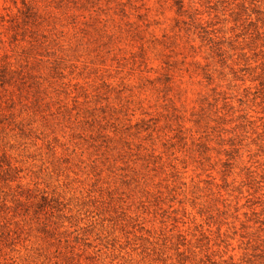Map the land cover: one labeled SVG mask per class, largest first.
Segmentation results:
<instances>
[{
	"label": "clouds",
	"instance_id": "1",
	"mask_svg": "<svg viewBox=\"0 0 264 264\" xmlns=\"http://www.w3.org/2000/svg\"><path fill=\"white\" fill-rule=\"evenodd\" d=\"M27 3L37 18L34 30L55 41L51 49L55 53L53 59L63 61L66 67L74 65L77 60L88 67L89 61L95 59L92 52L95 43L66 34L63 22L70 14L68 10L57 12L53 0H27ZM149 8L151 15L145 16L143 23L135 19L147 13ZM122 9L126 16L121 14ZM101 13L108 26L101 34V41L111 39L114 48L122 46L128 50L117 53L108 48V51L124 57L142 44L145 53L143 64L121 60L122 67L113 76L121 81L120 88L134 82L119 101L115 97L110 101L113 107L119 104L124 111L117 128L109 127L104 133L111 137L113 146L122 140L133 145L143 144V154L156 152L166 156L170 164L176 162L179 155L199 171L203 158L194 151V144L205 143L209 148L207 156L212 159L203 164L204 175L213 179L209 172L214 170L228 195H220L215 181L207 186L195 181L185 184L183 173H178L173 187L177 188L176 195L185 206L193 204L197 210L211 208L210 214L215 216L220 208L218 201L223 200L231 212L232 206L239 207L237 190L243 192L244 197L248 196L245 191L248 174L259 182L257 195L264 200V179H261L264 177V120L257 119L264 116L260 110L264 105L252 104L249 95L243 107L230 114L235 121L230 129L241 123L236 119L237 115H247L249 121H255L244 131L224 132L215 123L223 114L220 104L225 101L221 99V93L231 98L227 101L229 104L243 99V85L233 79L232 69L237 70L235 75L239 77L244 74L238 69L256 66L246 45L253 38L264 40V0H152L143 9L137 0H131V3L129 0H99L88 14L98 16ZM152 20L160 21V31L166 34L163 41L147 27ZM209 23L214 25L211 31L215 35H211V43L202 42L198 39L203 35L201 28H207ZM136 32L145 39L139 43L134 41L132 37ZM10 35L4 30L3 37H0L4 41L0 43V65L6 64L11 74L26 75L34 62V54L28 53V41L17 39L9 44ZM95 39L90 38L91 41ZM220 40L224 43L214 46ZM254 50L260 51L258 48ZM242 54L248 57L246 65L240 59ZM5 56L7 60L3 59ZM39 75L42 88L47 89L42 103L55 104L57 96L43 79L47 76L46 70ZM249 79L251 77L244 76L245 83ZM49 83H52L50 78ZM87 83L93 88L97 86L93 80ZM58 86L53 83V88ZM189 93L194 101L190 108L186 103ZM0 95L3 96L0 99V160L9 161L14 174V179L0 192V264H48L47 257L55 251V246L43 237L58 240L67 232L83 234L84 240L92 244L91 252L85 250L84 254L91 255L94 264H149L148 252L152 248L163 251L168 264H176L177 252H191L196 264L212 255L211 246L204 249L196 245L191 226L187 228L191 243L185 242V248H179L176 239L179 230L172 232L165 227L161 236L162 230L156 228L151 215L144 216L136 211L141 204L148 203L146 197L154 187L155 178L134 165L136 171L124 174L129 182L117 183L114 178L120 175L119 170L108 165L109 160L116 159V152L101 156L87 150L85 141L94 137L96 130L85 123L82 109H77L80 115L63 118L52 115L47 109L37 111L32 107L31 93L26 91L21 96L15 86ZM59 99L63 101V97ZM91 99L89 96L88 100ZM196 104L204 109L205 119L200 125L190 114L198 111ZM174 106L180 108L178 113H173ZM175 115H182L184 119L177 122ZM140 121L144 123L138 129L130 128L131 124ZM178 127L183 129L186 137L183 146L177 145L176 149L165 152L161 145L175 142L172 136ZM230 140L233 141L231 147ZM225 164L230 167L225 168ZM8 170L0 168V175ZM100 172L104 174L96 175ZM101 187L109 191L115 189V195L125 197V210L131 208L128 216H139L140 222L152 229L147 238L150 245L147 241L130 237L115 224L99 226L95 217L97 209L88 205L104 199L103 193L98 194ZM260 219L264 220V216ZM66 221L71 223V228L65 226ZM234 224V219L228 220L229 235L232 230L240 232ZM208 227L212 228V225ZM258 228V225L250 224L244 232L245 239L240 241L239 250V255L244 257L241 264L249 259L252 245L264 243V230L258 231ZM141 235L136 234L137 237ZM141 245L148 248L143 255Z\"/></svg>",
	"mask_w": 264,
	"mask_h": 264
},
{
	"label": "rangeland",
	"instance_id": "2",
	"mask_svg": "<svg viewBox=\"0 0 264 264\" xmlns=\"http://www.w3.org/2000/svg\"><path fill=\"white\" fill-rule=\"evenodd\" d=\"M98 2L99 0H53V6L57 12L61 9H67L70 13L63 22V27L67 29L66 34L79 36L82 40L95 43V47L92 49L95 59L89 61L88 67L79 60L74 65L66 67L63 61L53 59L55 53L51 49L55 41L50 40L49 35L34 30L37 26V18L27 0H0V37H3L4 30H7L11 34L9 44L14 43L17 39L28 41L29 46H26L28 53L29 55L34 54V62L26 75L21 73L11 74L6 64L0 65V93H6L9 88L15 86L16 92L20 93L21 96L26 91L31 93L32 107L34 109L37 111L47 109L52 115H59L63 118L80 115L77 109H82L86 117L85 123L96 130V135L89 137L85 141L87 150L92 153H99L101 156L116 152V159L114 161L109 160L108 165L119 170L120 175L114 178L117 183L124 185L129 182L127 178H124V174L136 171L134 165L150 172L151 176L155 178L154 187L150 190L148 197H146L148 203L141 204L136 208V211L144 216L150 214L152 220L155 221L156 228L162 230L161 236L164 235L163 229L165 227L172 232L179 230L176 236L177 243L179 248H185V242L191 243L190 236L187 234V228L191 226L193 234H195L196 245L204 249H208L211 246V249H213L212 255L205 256L199 264H241L244 261V257L239 255L240 241L245 239L244 232L246 228L250 224H255L259 226L258 231L264 230V220L260 219L261 216H264V207H261L264 204V200H261L257 195L259 182L251 174L247 176L248 183L245 188L248 196L244 197L243 192L237 190L236 199H238L239 207L232 206L231 212H229L227 210L229 206L223 200H219L220 208L214 216L210 214L211 208L197 210L193 204L185 206L184 201L176 195L177 188L173 187V183L178 179V173H183V182L185 184H193L195 181L207 186L215 181L220 195H228L223 181L215 175L214 170L209 172L213 179H209L207 175H204L203 164L212 159V157L207 156L209 152L207 144H194V151L203 158L200 170L196 171L179 155L176 162L170 164L166 156L159 155L156 152L143 154V144L133 145L128 140H122L113 146L111 137L104 135L109 127L115 130L121 116L124 115L123 108L119 104L113 107L110 101H112L113 97H115L116 101H119L124 92L128 91L134 83L130 82L129 85L120 88L121 81L113 79V76L121 69V60H128L133 64H143L145 53L142 44L124 57H120L118 54L113 55L112 51L107 50L108 48H113L117 53L128 51L122 46L114 48L111 39L101 41V34L108 27L105 25L106 17L102 13L98 16H89L88 14L89 9L95 8ZM129 3H131V0H129ZM137 3L140 9H143L145 5H150L152 0H137ZM5 4L8 7H4ZM121 14L127 15V13L123 12V9ZM147 15H151L150 8L147 13L138 15L135 19L143 23ZM147 27L154 30V34L159 40L163 41L165 39L166 34L160 31L159 20H152ZM213 28L214 25L211 23L208 24L207 28L202 27L203 35L198 37V39L202 42L208 41L211 43L210 37L215 35L211 31ZM61 34L64 35L65 33ZM90 38L96 39L91 41ZM236 38L239 39V36ZM132 39L139 43L145 39V36L136 32ZM3 42L0 39V43ZM223 43V40L216 41L214 46L222 45ZM229 46H232L231 43ZM246 48L256 66L238 69L240 73L244 74L239 77L235 75L237 70L232 69L234 73L233 79H238L243 85V99L235 100L229 104L227 101L231 98L223 93L220 94L221 99L225 103L220 104L223 114L215 123L217 128L224 132L237 129L244 131L255 123V121H249L247 115L241 114L236 116V119L240 120L241 123L236 128L230 129L229 127L235 123L230 114L235 113L236 109L243 107L244 103L248 101L249 95L252 97V104H256L257 107L264 105V40L260 38L250 39ZM257 48L260 51L254 50ZM3 59L7 60V57L5 56ZM240 59L243 60L245 65L247 64L248 57L242 54ZM45 70L47 76L43 77V79L48 84V88L53 89V95L57 96L55 104L42 103L47 89L42 88V77L39 73ZM244 76H249L251 79L245 83ZM104 77H107V79H104ZM49 78L52 83H49ZM205 79L208 78L205 77ZM88 80H93L97 86L93 88L92 85L87 83ZM53 83L59 86L53 88ZM113 84L116 87H113ZM89 96L92 97L91 100H88ZM59 97H63V101ZM0 99H3L2 95H0ZM257 101H259V104H257ZM203 102L201 101V103ZM186 103H188L189 108L194 104L191 93L187 95ZM85 105H87V110H84ZM195 107L198 111L190 114L196 117L195 123L200 125L205 119L204 109L200 108L199 104H196ZM260 110L264 113V107H261ZM179 111V107H173L174 114ZM183 119L182 115H175L177 122ZM257 119L264 120V116H260ZM143 123L144 121L133 123L130 128L138 129L140 124ZM185 127H188V125H185ZM213 131H216V128H213ZM185 139L183 129L178 127L176 134L172 136V141L175 142L162 144L161 149L165 152L174 150L177 145L183 146ZM259 139L260 137L258 136L257 140ZM145 141L147 142V137H145ZM232 144L233 141L230 140L229 146L231 147ZM235 151L238 154L239 150L236 149ZM224 167L228 168L230 166L225 164ZM0 168L9 169L0 175V192H2L3 188L7 187L9 182L14 179V174L11 172L10 163L6 159L0 160ZM106 171L107 169H104V172ZM104 172L96 173V175H103ZM261 179H264V177H261ZM133 180H135V177H133ZM114 192L115 189L109 191L101 187L98 189V194L103 193L104 199L92 201L88 205L93 209H97L95 217L99 226L115 224L122 231H127L130 237L147 241L152 229L146 228L140 222L139 216L130 218L128 212L131 211V208L127 210L124 208L125 197L123 195H115ZM202 217L205 218L202 219ZM229 219L235 220L234 228L240 230L239 234L232 230L231 235H229L230 229L227 226ZM208 225H212V228H209ZM65 226L68 228L72 227L68 221H66ZM137 233L142 235L137 237ZM19 238L20 236L18 235L17 239ZM43 238L55 246V251L51 252L50 256L47 257L48 264H94L93 257L84 254L85 250L89 253L91 252L92 244L84 240L83 234L73 235L72 232H67L61 234L58 240H51L47 236ZM147 242L149 245L151 244L150 241ZM141 247L143 249L142 255L144 252H148L147 247H144V245H141ZM173 247L175 248V245ZM148 256L150 257L149 264H168L163 251L157 252L155 248H152L148 252ZM176 264H196V261L191 252L188 254L177 252ZM245 264H264V243L252 245L251 255L245 261Z\"/></svg>",
	"mask_w": 264,
	"mask_h": 264
}]
</instances>
